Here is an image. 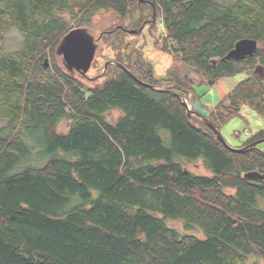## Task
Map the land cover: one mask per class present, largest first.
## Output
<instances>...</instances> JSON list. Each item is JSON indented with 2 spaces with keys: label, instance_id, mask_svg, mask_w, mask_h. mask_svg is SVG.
Returning <instances> with one entry per match:
<instances>
[{
  "label": "trees",
  "instance_id": "1",
  "mask_svg": "<svg viewBox=\"0 0 264 264\" xmlns=\"http://www.w3.org/2000/svg\"><path fill=\"white\" fill-rule=\"evenodd\" d=\"M141 1L0 0V264L264 259V180L244 177L264 174V151L259 145L233 151L203 120L189 118L182 100L196 97L197 83L188 73L182 78L172 67L159 82L125 30L116 26L96 37L88 28L108 12L117 19L139 12V27L160 15L173 59L202 78L197 85L212 88L264 67V0ZM76 27L96 39L102 35L112 61L158 90L116 64L108 67L105 77H112L105 84L88 87L57 55ZM13 28L24 36L23 48L5 53L3 41ZM245 38L258 41L257 53L224 61ZM220 96L213 92L209 102ZM245 108L264 119V81L254 75L209 120L221 130ZM115 111L121 116L109 120ZM64 122L69 129L60 132ZM263 138L261 130L231 147ZM199 161L210 176L186 169Z\"/></svg>",
  "mask_w": 264,
  "mask_h": 264
},
{
  "label": "rangeland",
  "instance_id": "2",
  "mask_svg": "<svg viewBox=\"0 0 264 264\" xmlns=\"http://www.w3.org/2000/svg\"><path fill=\"white\" fill-rule=\"evenodd\" d=\"M140 18L141 16L139 12H134L125 19H117L111 12H108L97 16L94 20L93 25L88 28H90L89 31L96 37L99 36V33L101 31L110 30L116 26L125 30L130 36L129 39L136 41L138 46L143 49L147 61L152 65L154 69L155 78L159 82H163L164 80L168 79L169 71L173 67L180 77L183 78L184 75L188 73L197 84L200 83L202 81V78L198 76L193 70H190L183 66L180 60H174L169 49H167L170 44L166 42L165 27L160 15L157 22L154 24H152L151 22L148 24L143 23L146 26L142 32H138L137 34L130 33V31L139 30L142 27L143 24L141 25V27H139L138 23ZM75 29H78V27H76ZM23 41L24 36L22 35V33H20L16 28H13L8 32L3 41L4 52L17 53L21 51L23 48ZM113 56L114 52L109 47L108 43H99L96 58L94 60V65H92L90 72L84 78L85 84L88 87L102 86L108 79L112 77L111 74L105 77L107 71L104 73V69L107 63L114 62L112 61ZM47 59H49V66H51L52 56L49 54ZM254 71H252V73L245 72L243 74L237 75V82H241L244 79L250 77V75H253ZM197 84L195 85L194 90L196 97L193 98L192 95H189L187 97L189 101L188 103L192 110L199 112L203 116L209 118L211 111H209L210 108L208 107L214 105L217 99L216 97H214L213 102H209V99H206V108V106L203 105V98L209 92V88L206 84ZM168 87L169 86H166V88ZM200 107L202 108V110L199 109ZM120 116L121 113L115 111L112 112L108 118L111 121H115ZM192 117H194V121L196 123L200 124L199 119L196 116ZM68 129L69 123L67 122L62 123L59 126L60 132H67ZM261 130L264 131V119H262L256 112L245 108L242 111V117L234 118L232 121L224 125L220 131L222 136L230 146L237 147L239 143L236 134L245 133L246 131L254 134ZM259 147L264 151V142L261 143ZM186 169L197 175L210 176V173L203 167L202 161L192 164H186ZM170 226L176 228L182 233L186 232L184 229V225L181 222H172L170 223ZM247 264H264V259L260 256L251 257Z\"/></svg>",
  "mask_w": 264,
  "mask_h": 264
},
{
  "label": "water",
  "instance_id": "3",
  "mask_svg": "<svg viewBox=\"0 0 264 264\" xmlns=\"http://www.w3.org/2000/svg\"><path fill=\"white\" fill-rule=\"evenodd\" d=\"M141 2H144L142 0ZM152 22H156V14L154 16V20ZM145 24L139 30L130 31L131 34H137L138 32H142L145 28ZM102 35L96 39L88 30L83 28L73 29L70 33H68L65 38L62 40L61 44L57 49V55L62 58V62L64 66L70 72H77L81 76L86 77L87 74L90 72L94 60L96 58V54L98 51L99 43L101 40ZM259 48V43L257 40L245 38L238 41L235 47L226 55L223 59L226 60H234V61H241L247 58L253 57ZM110 64H116L119 66L123 71H125L132 79L137 81L139 84L148 87L153 90H158L157 87L152 86L150 84H146L143 81L139 80L132 72H130L126 67L116 62H109L106 64L104 73L107 71ZM45 66H49V59L45 60ZM253 75L261 80L264 81V67L262 65H258ZM183 105L185 106L189 118L192 116H196L199 119L203 120L210 128L213 130L220 141L229 149L237 152H244L248 149L256 147L264 142V138L253 142L250 146L245 147L243 149H235L232 148L224 139L221 134V131L209 120V118L203 116L201 113L192 110L189 105V101L187 98L182 100ZM246 179H253V180H264V174H260L257 171L249 172L244 175Z\"/></svg>",
  "mask_w": 264,
  "mask_h": 264
},
{
  "label": "crops",
  "instance_id": "4",
  "mask_svg": "<svg viewBox=\"0 0 264 264\" xmlns=\"http://www.w3.org/2000/svg\"><path fill=\"white\" fill-rule=\"evenodd\" d=\"M236 80V76L235 77H226V78H223V79H221V80H219L218 82H217V84L214 86V87H212V88H209V92L205 95V97L203 98V101H204V103H203V105L204 106H206V108H207V104H206V99H208L209 98V96L213 93V92H215L216 91V93L218 92V93H221V96H220V98L214 103V105H212V106H209L208 108H210L209 109V111H213L214 109H215V107L230 93V92H232L236 87H237V85L240 83V82H235L234 83V81ZM232 82V84H229V83H231ZM199 109H201L202 110V108L200 107Z\"/></svg>",
  "mask_w": 264,
  "mask_h": 264
},
{
  "label": "built area",
  "instance_id": "5",
  "mask_svg": "<svg viewBox=\"0 0 264 264\" xmlns=\"http://www.w3.org/2000/svg\"><path fill=\"white\" fill-rule=\"evenodd\" d=\"M251 136H252V133L249 132V131H246L245 133H238V134H236V137H237L239 143L244 142L245 140H247Z\"/></svg>",
  "mask_w": 264,
  "mask_h": 264
}]
</instances>
